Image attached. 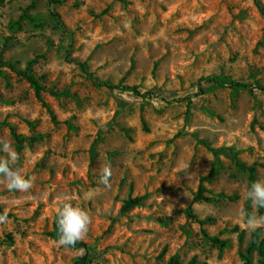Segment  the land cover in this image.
Returning a JSON list of instances; mask_svg holds the SVG:
<instances>
[{
  "label": "rangeland",
  "instance_id": "obj_1",
  "mask_svg": "<svg viewBox=\"0 0 264 264\" xmlns=\"http://www.w3.org/2000/svg\"><path fill=\"white\" fill-rule=\"evenodd\" d=\"M257 3L264 10V0H66L54 7L63 28L46 0H0V139L34 179L20 193L0 177V214L8 213L0 264H71L83 256L86 264L244 263L254 232L245 226L246 203L249 214L264 215L247 197L240 166H254V181L264 180ZM28 63L46 91L70 97L45 92L46 106L38 102L18 74ZM214 77L252 87L207 82ZM105 164L111 189L99 183ZM200 187L210 201L191 205ZM60 197L91 216L82 241L88 250L56 245ZM136 197L141 204L121 212ZM250 259L260 264L256 249Z\"/></svg>",
  "mask_w": 264,
  "mask_h": 264
},
{
  "label": "clouds",
  "instance_id": "obj_2",
  "mask_svg": "<svg viewBox=\"0 0 264 264\" xmlns=\"http://www.w3.org/2000/svg\"><path fill=\"white\" fill-rule=\"evenodd\" d=\"M0 152L5 154L0 156V177L3 178L8 190L20 193L28 192L33 187L34 179L26 177L22 167L18 166L20 154L4 139H0ZM112 175L111 165H102L99 183L105 189H111L112 185L110 181ZM247 197L254 209L264 208V180L252 182L247 191ZM70 200V197H60L56 206L59 238L55 243L58 247H74L77 242L83 241L92 223L89 213L79 206H74ZM7 222L8 213L5 210L4 213L0 214V224ZM245 226L247 229L253 231L264 227V215H257L255 212L246 214Z\"/></svg>",
  "mask_w": 264,
  "mask_h": 264
},
{
  "label": "trees",
  "instance_id": "obj_3",
  "mask_svg": "<svg viewBox=\"0 0 264 264\" xmlns=\"http://www.w3.org/2000/svg\"><path fill=\"white\" fill-rule=\"evenodd\" d=\"M46 1H47V4L49 5V7L51 8L50 15L54 18L55 22L58 25H60L64 28V24L60 18V15L54 10V7L64 3L66 0H46ZM257 7H258L260 13L262 14V16L264 17V10H263L262 6L260 5V3H257ZM0 74H2L1 71H0ZM18 74L20 76H22L29 83L30 87L34 91L36 100L38 102H40L43 106H46V104L44 103V99H43V93H45V92H48L49 95H51L52 97H55V98L70 97V93L66 90H63V91H53V90L46 91V88L41 84V80L39 78H37L34 74H32L31 63H28L25 71L19 72ZM207 82L212 83L215 86H222V85L226 84L227 86H229L230 88H233L235 90H243V89H248V88L252 87L249 84L235 82V81L230 82V83H223L217 77L208 79ZM97 85H99L101 87L111 88V85H109L107 83L97 82ZM254 86H255V88H258L260 90H264V87H260L257 84H255ZM121 88L123 90L130 91L132 94H134L138 97L156 98L155 94H153L149 91L141 92L136 87L123 86ZM26 122L31 125V123L29 121H26ZM13 136H14V139L16 140L17 149H19L20 137L17 136L15 133H13ZM240 166L245 168L247 173H248L247 188L249 189L251 186V183L254 182V180H255V172H256L255 167L254 166L246 167L245 165H240ZM212 173H213V170L210 172V175ZM142 201H143V197L128 198L127 200L124 201V203L121 207V212L129 211L131 208L140 205ZM208 201H210V199L208 197L204 196V189L200 187L198 189L197 193L194 195L192 202H191V205L199 203V202H208ZM190 207L188 208V210H190ZM249 211H250V204L248 201L245 205V216H246V214H249ZM199 224L203 225V222L199 221ZM235 230H236V228H235ZM258 234H259V229H256L251 234L250 246L246 249L245 253L241 255V258L244 261L243 264H251L250 254H251L253 249L257 250L259 257L261 258L260 264H264V247H263L262 243L259 242ZM53 235L56 238H59L57 221L54 224ZM203 235L212 245L217 246L220 249H223L226 247L225 241L219 240L216 237H209L205 232H203ZM241 236H242V232L239 233V237H241ZM75 247H80L83 250H88V246L82 241L77 242ZM86 262H87L86 256L75 257L71 261V264H86ZM168 264H179V263L175 259L171 258L169 260ZM187 264H197V263H196L195 259H191ZM203 264H205V263H203Z\"/></svg>",
  "mask_w": 264,
  "mask_h": 264
}]
</instances>
